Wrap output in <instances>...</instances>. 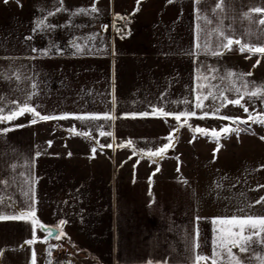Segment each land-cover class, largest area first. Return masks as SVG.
Returning a JSON list of instances; mask_svg holds the SVG:
<instances>
[{"label":"crops","instance_id":"0c3cea01","mask_svg":"<svg viewBox=\"0 0 264 264\" xmlns=\"http://www.w3.org/2000/svg\"><path fill=\"white\" fill-rule=\"evenodd\" d=\"M217 2L196 6L211 21L205 23L194 16L193 0H0V115L35 93L29 107L69 116L32 123L25 112L0 122V217L28 213L0 219V264H50L51 247L77 264H193L194 255L212 257L201 235L208 218L199 175L178 168L176 158L189 161L194 143H215L209 154L216 160L227 154L215 151L219 143L264 146V125L246 127L248 113L240 106L224 101L213 114L221 95L231 100L264 91V56L249 58L235 43L223 55L211 54L222 39L219 20L234 41L264 46V25L243 15L264 0H224L223 11L214 13ZM92 7L97 11H77ZM197 24L206 53L195 47ZM241 73L251 81L247 89ZM241 103L253 116L264 114L261 100L249 102L245 94ZM154 108L172 114H153ZM77 115L101 118L85 122ZM222 126L245 131L224 135ZM198 127L209 135L194 132ZM213 130L221 132L216 139ZM170 133L173 146L164 158H149ZM30 206L40 224L58 228L59 239H46Z\"/></svg>","mask_w":264,"mask_h":264},{"label":"rangeland","instance_id":"374dc122","mask_svg":"<svg viewBox=\"0 0 264 264\" xmlns=\"http://www.w3.org/2000/svg\"><path fill=\"white\" fill-rule=\"evenodd\" d=\"M123 32L125 35V29ZM248 84L251 86V81ZM256 141L217 144L221 151L227 153L220 160L209 154L210 146L215 143H194L195 153H191L189 161L186 158L187 162L183 163L177 157L178 164L174 162L178 168L182 166L185 170L186 167L199 175L200 204L208 218L207 222H203L201 235L206 238V251L211 255L213 247L220 243V236H226L232 231L231 226L214 221L232 217H264V203H256L264 197V146ZM159 169L165 171L160 166ZM211 225L220 229L214 230L210 228ZM241 235L247 236V229ZM261 237H264V233H261ZM236 253L240 264H264V244L259 243L256 236H253L252 247L248 251L239 253L237 249L234 250Z\"/></svg>","mask_w":264,"mask_h":264},{"label":"snow or ice","instance_id":"6c2138e0","mask_svg":"<svg viewBox=\"0 0 264 264\" xmlns=\"http://www.w3.org/2000/svg\"><path fill=\"white\" fill-rule=\"evenodd\" d=\"M5 4L8 3V0H4ZM169 3L174 2V0H168ZM176 2H178V0H176ZM18 3V0H17ZM137 3L139 5L140 0H137ZM201 3V0H193V5H194V9H193V14L196 17L197 20L200 19H204L205 23H211L210 20L207 19V17H201L199 9L196 7L197 5H199ZM223 3L224 0H218V2L216 3L215 8L212 9V11L215 13L217 10L223 11ZM139 7H137V9L135 11H138ZM79 12H89V13H94L97 11V9L95 7H92L91 9L85 10V9H79L77 10ZM255 14V15H254ZM49 15H51V13H49ZM244 17L246 19H248L249 21H255L257 24L259 25H264V7H255L250 9L249 12H245ZM121 18L122 17H118ZM222 25H223V20H219L218 21V26L216 28V32L218 34L219 37H221L222 39L218 40V50L213 51L211 54L212 55H223V51L222 50H227V51H231V46L235 43L236 45H238V51L241 53L247 52L249 54V58L252 55H259V56H264V46L262 47H252L249 45V43H241V41L239 39H236L235 41L233 39H231L229 36L224 34V31H222ZM196 29H197V35H196V41L197 43L195 44L196 49L199 52H207V45L204 46V48H201L200 43H199V24L196 25ZM117 31L119 32V29H117ZM261 31H264V29H261ZM222 49V50H221ZM82 49H80L78 47V51H81ZM42 55H47V52H43L41 53ZM113 54H115V52H113ZM193 55H196V52L192 53ZM259 59L257 60V65L259 64ZM255 67V65H254ZM228 76H233L235 75L234 73H227ZM246 74L241 73L240 74V79L242 81V86L247 89L248 87V81L243 79V77ZM247 75H251V73H248ZM19 78V77H17ZM32 87L35 88L36 85L32 84ZM236 93H240V89L237 88L235 89ZM35 93H33L32 95H34ZM247 94L248 95V100L249 102H251L254 98L261 100L262 104H264V91L257 89L256 91H253L251 93H240L239 95H237L235 98L228 100L227 97H224L221 95L220 99L222 100V103L220 105L214 106L213 107V114H216L220 111V108L225 107L226 104L224 103V101H226L227 103H231L233 105H238L241 108L244 109V112L248 113V120L246 121H242V123H244L245 125L248 124V121H252V123L255 124H259V125H264V114H260L258 117L253 116V114L251 112L248 111V108L241 103V100L243 99V96ZM32 95H29L27 97V99L24 101L23 106L17 105V111H13L11 112L10 115L4 116V115H0V122H5V121H9L11 119H15L17 118L19 115H23L25 112H29L33 115V119H32V123H36L37 119L42 120V121H48V120H54V119H68L69 116L68 115H61V116H54V115H41L40 112L36 111L35 108L33 107H29V101L32 98ZM213 99L215 100L216 97H213ZM195 107L200 108L202 107L201 104L196 103ZM3 109L0 108V112H2ZM153 114L157 113V112H162L164 117H167L169 115H171L172 113L170 112H163V109H153ZM149 113L145 112L143 113L144 116H147ZM191 115L195 116L196 113L195 111L191 112ZM208 113L205 112L204 116H207ZM204 116L200 117V118H204ZM101 117L98 116H80L77 115L75 116V119L78 120H83L85 122H87L88 120H97L100 119ZM105 120H111L113 119L112 116L110 115H105L102 117ZM175 119L177 121H179L181 119L180 115H175ZM221 119L224 120H234V119H238V118H231V117H221ZM190 127V126H189ZM8 129H5V131H7ZM241 129H231L229 127H225L222 126L221 127V132L224 134H228L229 132L235 131L237 133V135L239 134V131ZM194 132H198L202 135H209L208 130L203 129V128H196L194 129ZM221 132H216L215 130H213L212 132V138L216 139L221 135ZM77 135H83V133H77ZM101 135H105V133L101 132ZM166 139L169 140L168 144H165L161 147H158L156 151H150L148 153L149 158H155V157H159V158H164V155L166 154L167 150L173 146V144L171 143L172 140V134L170 133L169 137H167ZM260 139L264 140V136L260 137ZM191 142V141H190ZM49 145H51V141L48 142ZM131 144V142L129 141V145ZM108 147H112L111 144L108 145ZM121 147H123V145H121ZM215 151H219V148H217ZM215 151H214V156H215ZM92 152V156L90 158H94L95 156V152H96V148L93 147L91 149ZM39 155V153H37V156ZM69 155H71V153H69ZM2 190V189H0ZM257 204L260 203H264V197H261L259 200L256 201ZM253 205H249V207H251ZM19 211V209H17ZM30 212L31 215L34 217L35 213L34 210L31 209L30 206ZM28 213H21V216L16 217H0V219H4V218H11V219H19L22 218L24 215H27ZM199 219V218H197ZM216 223H220L221 225H229L232 227V231L226 235V236H220V243L215 245L213 247V255L211 258L203 256V255H194L193 256V264H199L200 261H207L209 259H211V264H240L238 257V253L234 254L232 249L238 248L239 253H244L246 251H248L251 247H252V243H253V236H256L259 238V243L264 244V237H261V233H264V217H253V216H247V217H232V218H226V219H219L217 221H214ZM33 224L38 223L37 220H35L33 218L32 220ZM63 223H65V221H60V224L62 225ZM245 229H247L248 231V235L247 236H242L241 234L245 231ZM41 230L44 231L47 235H46V239L48 237H52V238H56L59 239L60 238V233L58 231V228L56 229H52V228H47L43 225H41ZM198 235V233H197ZM27 243L31 244L32 241H28ZM197 245L193 244V248L195 249Z\"/></svg>","mask_w":264,"mask_h":264},{"label":"built area","instance_id":"2783aa9c","mask_svg":"<svg viewBox=\"0 0 264 264\" xmlns=\"http://www.w3.org/2000/svg\"><path fill=\"white\" fill-rule=\"evenodd\" d=\"M119 34L123 35V30H120ZM49 257L50 264H77L78 262L76 258L70 256L58 247H51L49 249Z\"/></svg>","mask_w":264,"mask_h":264},{"label":"water","instance_id":"95a60500","mask_svg":"<svg viewBox=\"0 0 264 264\" xmlns=\"http://www.w3.org/2000/svg\"><path fill=\"white\" fill-rule=\"evenodd\" d=\"M245 125V124H244ZM246 127H251L252 126V122L251 121H248V124L247 125H245ZM45 227H47V228H52V229H56L55 227H51V226H45ZM59 231V230H58ZM60 232V231H59ZM48 240H50V239H54V238H52V237H48L47 238Z\"/></svg>","mask_w":264,"mask_h":264},{"label":"trees","instance_id":"16d2710c","mask_svg":"<svg viewBox=\"0 0 264 264\" xmlns=\"http://www.w3.org/2000/svg\"><path fill=\"white\" fill-rule=\"evenodd\" d=\"M236 129H241L240 131H245V129L244 128H242V127H237ZM225 135V134H224ZM35 218V220H37L38 221V224L40 225V227H41V225L42 224H40L39 223V220L36 218V217H34ZM44 226V225H43Z\"/></svg>","mask_w":264,"mask_h":264}]
</instances>
